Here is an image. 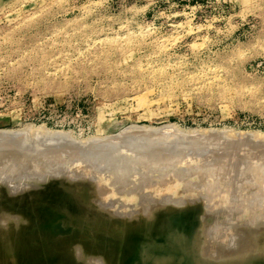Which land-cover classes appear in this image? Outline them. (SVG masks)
Returning <instances> with one entry per match:
<instances>
[{"label":"rangeland","instance_id":"1","mask_svg":"<svg viewBox=\"0 0 264 264\" xmlns=\"http://www.w3.org/2000/svg\"><path fill=\"white\" fill-rule=\"evenodd\" d=\"M169 124L177 137L158 140ZM0 135V264H264V0H0ZM121 136H143L169 152L201 142L179 151L195 148L203 171L193 154L181 163L180 152L159 144L156 156H174L162 165L175 162L166 166L170 178L188 170L186 183L203 186L185 193L183 182L176 192L168 181L152 193L146 185L129 190L141 181L143 151L135 173L106 183L101 194L95 185L110 177L109 163L83 150ZM122 142L109 157L122 145L134 148ZM225 144L232 154L213 169L218 175L209 166ZM48 151L71 155L64 162L55 155L67 165L55 168L48 154L44 160ZM14 161L27 164L19 170ZM242 165L260 168L261 178ZM200 172L220 180L196 182ZM135 191L143 195L131 204L126 194Z\"/></svg>","mask_w":264,"mask_h":264},{"label":"bare ground","instance_id":"2","mask_svg":"<svg viewBox=\"0 0 264 264\" xmlns=\"http://www.w3.org/2000/svg\"><path fill=\"white\" fill-rule=\"evenodd\" d=\"M172 124H173V123H172ZM144 126H145V125H144ZM172 126H173V125L169 124V125H168V128H170V127H172ZM166 127H167V126H166ZM173 127H174V126H173ZM150 128H151L150 130L152 131V127H150ZM163 128H165V127H163ZM168 128H167V129H168ZM148 129H149V128H148ZM153 129H157V128H153ZM158 129L160 130V127H159ZM161 129H162V128H161ZM172 129H173V128H172ZM172 129L170 128V129H169V132H168V133H165V134H164V132H165V131L167 132L166 128L164 129L165 131H163V132H162V130H160V131H157V130H156L158 133L163 134V135H160V136H163V137H160L159 134H157V135L162 139V140H161V139L158 138V140L163 141V138H164V140H165V138H167V141H170V139H171L172 136L174 137L175 135H177V134L175 133L174 129H173V130H172ZM2 130H5V129H2ZM2 130H1V131H2ZM9 130H11V129H9ZM16 131H17V130H16ZM52 131H55V130H52ZM52 131H51V134H54V133H52ZM56 131H57V130H56ZM151 131H149V132H151ZM170 131L174 132L175 135H174V133H172V132H170ZM18 132H19V131H18ZM45 132H46V131H45ZM152 132L156 133L155 131H152ZM161 132H162V133H161ZM4 133H5V132H4ZM49 133H50V131H49ZM182 133H183V132H182ZM198 133H199V132H198ZM33 134H34V133H33ZM46 134H47V133H46ZM146 134H147V133H145V135H146ZM184 134H186V133H184ZM1 135H4V134H1ZM1 135H0V141L4 139ZM5 135H6V133H5ZM5 135H4V136H5ZM10 135H11V134H10ZM49 135H50V134H49ZM55 135H56V133H55ZM55 135H54V136H55ZM62 135H63V134H62ZM64 135H65V134H64ZM149 135H151V133H148V135H146V136L148 137ZM153 135H154V134L152 133V136H153ZM200 135H201V134H199V137H196L195 139L198 138V139H200L201 142H202L203 140L205 141V139H207V138L204 137V135H201V136H203L202 138H204V139L202 140V138H200V137H201ZM54 136H53V137H54ZM164 136H165V137H164ZM179 136H180V135H179ZM187 136H188V134H187ZM195 136H196V135H195ZM197 136H198V135H197ZM55 137H56V136H55ZM122 137H123V142H122V140H121ZM153 137H156V138H157V136H155V135H154ZM175 137H177V136H175ZM183 137L186 138L185 136H183ZM183 137H182V139H184ZM23 138H24V137H23ZM116 138H118V136H117ZM116 138H115V137H114V138H113V137H112V138H111V137H107V138L105 137V139L103 138V140H99V141H98V140L94 141V140H95V139H94V140H93L94 142L92 141L91 144H92V145H97V146H98V144L100 143L99 146L101 145V148H100L99 146H98V148H97V146H96V147L94 146V147H95L94 149H97V150L91 149V148H93V147L88 148L89 151H88V150L86 151V149L83 150V153H84V154L87 153L88 156H92V159H93V160L95 159L94 161H96V162L99 161V163H100L101 165H103V164L106 163V164H105V166H106V165L109 163L108 165L110 166V169H107V170H109V171H107V173H111L110 177H108V179H105L106 182H104V181H99V183H98V181H97L98 185H95L96 187L94 186L95 188H97V190H100V191H98V192H100L101 194H102V190H104V188H105L104 186H105L106 183L110 184L113 180L118 181L119 179H121V177H123V176H124L125 174H127V173H130V174L135 173V172H133V170H135L134 167L137 166V165H136V163H135L136 161H134V160H136L135 158H136L137 156H138L137 158L139 159V158H140V157H139V154H141V152L143 153V151H145V152H147V153H146V155H144L145 153H143V155H142V157H141L142 159L140 158V160H139V161L141 162V165H139L140 168H139L138 170L136 169V170H137V173H138V175H139V177L141 178V181L138 182L137 184L135 183V184L132 186V188H130L129 190H137V189H139V188L141 187V185H146L145 187L148 188V189H147V192L150 191V192L152 193V192H154L155 190H158L160 187H163L165 184L168 183V181H169V184L171 185V188H172V186H173V187L176 186L175 189L172 188V191L178 189L179 185H181V183L185 182V183H184L185 185L183 184V185L180 186L181 189L184 190L183 192H185V193L190 192V191L192 192V191L196 190V187H198V186H200V185H201L200 187L203 186V184H201V183H200V185L197 186L198 183H195V181H194L196 178L193 180L194 183H193V182L191 183V184H194V185L196 184V186H194V185L192 186V185H190L189 183H186L187 181H188V182H189V181L191 182V180H192L191 178H190L191 180H187V176H186V174L189 173L188 170H186L187 173H186V171H185V174H184L183 172L180 173V174H184V175L186 176V178L184 177L186 180H185L183 177H181V175H180L179 173H178V174H179L180 176L178 175L177 178H174L176 175H175V176H172V177H171L172 180H171L170 176H171L172 173L168 174V173L170 172V170H168V169H169L168 167H169V166H172V167H173V165H174L175 162H174L173 164L169 165L168 162L172 163L173 161H172V162H171V161H168V162L166 161V162H167V165H166V166H168V167L165 166V168H164V167L162 166V165L164 164V162H165L164 160H167V159H165V157H168V156H165V157H164V156L162 155V158L164 157L163 160H162L161 156L159 157V158H161V159H158V158H157L156 155H158V156L160 155V152H159L160 149L157 150V148H158L157 146L160 144V142L158 143L156 138H155V139H156V142H157L158 144L155 143V141H154V144H153V142H152L153 140H150V141H148V142H147V141L142 142V140H140V139H142L143 136H142V138L139 137V140H138V139H136V140H135V139H134V140H133V139H127V137L125 138L124 136H121V139H120L121 141H120V140L118 141V139H119L120 137H119L118 139H116ZM208 138H209V139L207 140L208 143H210V141L215 142V144L218 143V142L216 143L217 140H215V139L213 140V139L211 138V136H208ZM210 138H211V139H210ZM219 138H220V137H219ZM219 138H217L218 141L220 140ZM65 139H66V137H65ZM98 139H99V138H98ZM100 139H101V138H100ZM115 139H116V140H115ZM124 139H125V140H124ZM187 139H188V138H186L185 140H187ZM193 139H194V138H193ZM193 139H191V140H192V143H188V144L185 145L183 148L176 147V149L178 148V151H176L175 148H174V149L171 148V150H170L171 154H172L173 151H174L175 153H176V152L179 153L180 151H184V152H186L187 150L189 151L190 148H192V147H194V146H195V148H196V147H197L196 145H200V146H202L203 144H205V145L207 144V143H204V141H203V144L201 145V142H200V143H197V140H198V139H197V140L194 139V140L196 141V144H195V142H194ZM222 139H223V138H222ZM53 140H54V139H53ZM68 140H69V138H67L66 141H68ZM128 140L131 141V142L129 141L131 144H129ZM132 140H133V142H132ZM191 140H190V142H191ZM12 141H13V140H12ZM14 141H15V140H14ZM23 141H24V140H23ZM48 141H49V140H48ZM50 141H51V140H50ZM97 141H98V142H97ZM117 141H118V142H117ZM198 141H199V140H198ZM1 142H3V141H1ZM95 142H97L98 144H96ZM114 142H116V143H119V142L121 143V142H122V144H125V146H126V143H128V145H130V147H131V145H132L134 148L131 147V148H130L131 150H127V151H126V150L123 149L124 146L122 145L121 148H120V147L118 148V149H119L118 154L115 155V154H116L115 152H117L118 150L115 151V152L112 151L113 149L111 150V147H115V145H116V143L114 144ZM141 142H142V143H141ZM163 142H165V141H163ZM230 142H231V141H230ZM230 142H229V143H230ZM13 143H14V142H13ZM94 143H95V144H94ZM104 143H106V144H104ZM178 143H179V142H178ZM89 144H90V143H89ZM91 144H90V145H91ZM133 144H135V145H133ZM220 144H221V140H220V142L218 143V145H217L216 148H219V147L221 146ZM11 145H12V144H11ZM92 145H91V146H92ZM118 145H119V144H118ZM118 145H116V146H118ZM120 145H121V144H120ZM163 145H164V144H163ZM207 145H208V144H207ZM207 145H206V146H207ZM225 145L228 146V145H230V144H225ZM13 146H14V145H13ZM159 146H160V148H161V144H160ZM226 146L222 147V149H223V153L221 154L220 157H218V155H220V153L217 154L216 159H217V160L219 159L218 161H216L215 156H213L214 159H215V162H217V164H216V163H215V164L213 163V164L210 165V166L208 165L209 167L212 166V170H213L214 168H215L216 170H217L218 168H222V166H224V164H227V163L229 162L228 159L230 158V156H231V154H232L231 151H230L232 146H231V147L228 146L227 148H225ZM156 147H157V148H156ZM165 147H166V146H164L163 148H161V149H163V150H160V151L163 152V151L165 150V149H164ZM172 147H173V146H172ZM76 148H77V147H76ZM195 148H194V150H195ZM198 148H199V146H198ZM200 148H201V147H200ZM204 148H205V146H204ZM98 149H100V150H98ZM109 149L112 151V153H115V154H114L115 157L111 158L113 155H111L112 153L110 154V152H109L110 150H109ZM169 149H170V148H169ZM169 149H168V150L166 149L167 152H169ZM172 149H173V151H172ZM180 149H182V150H180ZM123 150H124V151H123ZM154 150H155V153H154ZM166 150H165V151H166ZM179 150H180V151H179ZM191 150H192V149H191ZM194 150H192V154H193V157H194V158L192 157V154H189V153L187 152V153L189 154V155H188V154H187V155H188V156L191 155V158H193V159H195L196 157H198V158L195 160V161L197 162V165H198V166L196 165V163H195L194 165H192V164H193V162H192V164H191V166H193L192 170L195 169L194 167H195V165H196L197 168L199 167L200 170L203 171L204 169H202V166H204V168H205V167H207V165H206V163H204L205 165H202V166H201V164H203V162L200 163V165L198 164V163H199V160H198V159H199V155H200V154L197 153L198 155L196 154V156H195V154H194L195 152H193ZM20 151H21V150H20ZM51 151L53 152V150H51ZM85 151H86V152H85ZM128 151H130V153H129ZM156 151H157V152H156ZM108 152H109V153H108ZM150 152H152V154H151ZM162 152H161V154H162ZM170 152H169V153H170ZM196 152H198V150H197ZM220 152H221V151H220ZM33 153H34V152H33ZM33 153H32V155L35 154V153H34V154H33ZM45 153H46V152H45ZM49 153L52 154L51 152L48 151V152L46 153V158H45L44 160H47V157L49 156ZM54 153H55V152H54ZM54 153H53V155H54ZM57 153H58V154L55 153V155H56L57 157H59V156L61 155V158H62L61 160H62V161H61L60 159H58L59 161L56 160L57 157L55 158V155H54V157H53L54 159L51 157L52 155L48 157V160H51V159H52L50 162H52V161H54V162L57 161V162H58L57 165H59V166L56 165L55 168L60 167L62 164H63V165L66 164V163H65V164H64V163H61V165L59 164L60 161H61V162H64L63 159L66 158V156L63 157L62 153H60V152H57ZM70 153H71V152H70ZM75 153H78V152H75ZM75 153H72V157H74V158H75V155H77V154H75ZM79 153H80V152H79ZM79 153H78V154H79ZM83 153L81 154L82 157H83V155H84ZM126 153L129 154V155H127V156H128V158H129L130 160H131V159H132V160L134 159L132 162H127L128 159H124V156H126ZM158 153H159V154H158ZM180 153H181V152H180ZM180 153H179V154H180ZM249 153H250V152H249ZM252 153H253V152L251 151V154H252ZM27 154H28V152H27ZM29 154H30V155H28V156H27V155H24V156H25V159H26V160L28 159V161H31V159H32L31 156H32V155H31V153H29ZM47 154H48V156H47ZM59 154H60V155H59ZM67 154H68V153H67ZM67 154H66V155H67ZM73 154H75V155L73 156ZM108 154H110L111 157H109L110 155L108 156ZM184 154L186 155V153H183V154L181 153V155H178L179 158H180V156H182V155H184ZM247 154H248V153H247ZM123 155H124V156H123ZM165 155H166V154H165ZM187 155H186L185 158H187ZM248 155H250V154H248ZM29 156L31 157V159L28 158ZM39 156H40V155H39ZM68 156H71V155L68 154V155H67V158H68ZM79 156H80V154H79ZM86 156H87V155H86ZM127 156H126L125 158H127ZM154 156H156V158L158 159V161L160 160V162L158 163L160 170H159V168H157L158 170H157V169H153V168H154V164L152 163L153 159H154V162H158V161H155L156 159H155ZM171 156H172V155H171ZM171 156H170V157H171ZM202 156H203V155H201V157H202ZM246 156H247V155H246ZM19 157H23V156H19ZM26 157H27V158H26ZM36 157H37V155H36ZM44 157H45V156H44ZM44 157H43V158H44ZM50 157H51V159H50ZM152 157H153V158H152ZM170 157H168V158H170ZM173 157H174V156H173ZM173 157H171V160L173 159ZM201 157H200V158H201ZM203 157H204V156H203ZM213 157H212V158H213ZM244 157H245V156H244ZM67 158H66V160L68 161L69 159H67ZM69 158H70V160H71V157H69ZM74 158H72V159H74ZM84 158H85V155H84ZM86 158H88V157H86ZM86 158H85L84 160H87ZM110 158H111V159H110ZM151 158H152V161H151ZM176 158H177V155H176ZM176 158H175V159H176ZM206 158H207V161H208V160L210 161V163H209V161H208V163L211 164V163H212V162H211V161H212L211 156H210L209 159H208V157H206ZM206 158L204 157V159H206ZM249 158H252V157H249ZM249 158H247V159H249ZM257 158H258V157H257ZM262 158H263V157H262ZM23 159H24V158H21L20 160L23 161ZM25 159H24V160H25ZM33 159H34V157H33ZM88 159L91 160V158H88ZM138 159H137V160H138ZM182 159H184L183 156H182L181 159L178 160V158H177L175 161H178V162H179V161H182L181 163H183V162H184V163H185V162L188 163V161H189L188 159H186L187 161H186V160H182ZM193 159H191V160H193ZM201 159H202V158H201ZM214 159H213V161H214ZM232 159H233V158H232ZM235 159H236V158H235ZM243 159H244V158H242V160H243ZM253 159H256V158H253ZM26 160H25L24 162H28V161H26ZM93 160H91V161H93ZM168 160H169V159H168ZM202 160H203V159H202ZM245 160H246V159H245ZM245 160H244V162H245ZM250 160H251V159H250ZM256 160H257V159H256ZM256 160H255V161H256ZM258 160H260V158H259ZM262 160H263V159H262ZM21 161H20V162H19V161H16V162L14 161V162H13V165H15V164H18V165H19V166H18V168H20L19 170H21V167L23 166L22 164H24V162L22 163ZM67 161H66V162H67ZM108 161H109V162H108ZM150 161H151V162H150ZM162 161H163V163H161ZM248 161H249V160H248ZM149 162L153 164V168L148 169L149 166H151L152 164L149 165L148 168H147V165H148ZM200 162H201V161H200ZM205 162H206V160H205ZM225 162H227V163H225ZM244 162H243V163H244ZM260 162H261V160H260ZM14 163H15V164H14ZM28 163H29V162H28ZM45 163H47V162L45 161ZM110 163H111V164H110ZM150 163H149V164H150ZM190 163H191V162H189V164H190ZM247 163L249 164V162H247ZM250 163L252 164V162H250ZM262 163H264V161H262ZM25 164H27V163H25ZM25 164H24V165H25ZM248 164H247V166H249ZM251 164H250V166H251ZM253 164H255V163H253ZM66 165H67V164H66ZM66 165H65V166H66ZM156 165H157V164L155 163V166H156ZM164 165H165V164H164ZM243 165H244V164H243ZM243 165H242V166H243ZM245 165H246V164H245ZM245 165H244V166H245ZM51 166H52V168L54 169L53 164H52ZM103 166H104V165H103ZM160 166H162V167H160ZM191 166H190V167H191ZM226 166H227V165H226ZM242 166H241V167H242ZM244 166H243V167H244ZM252 166H253V165H252ZM255 166H256V165H254V167H255ZM44 167H45V166H44ZM68 167H69V166H68ZM151 167H152V166H151ZM190 167H189V168H190ZM227 167H229V166H227ZM227 167H223V169H224V168H225V169H224V170H221V169H220V170H221V171H226V170H227V169H226ZM241 167H240V168H241ZM254 167H253V169H254ZM263 167H264V166H263ZM18 168H17V169H18ZM65 168H66V167H65ZM162 168H163V169H162ZM189 168H188V169H189ZM197 168L195 169V170H196L195 172L193 171L194 174H196V172H197ZM199 168H198V170H199ZM248 168H249V167H246V170H247ZM250 168H251V167H250ZM255 168H256V167H255ZM50 169H51V168H50ZM147 169H148V170H147ZM177 169H178V168H177ZM186 169H187V167H186ZM190 169H191V168H190ZM205 169H208V167L205 168ZM228 169H229V168H228ZM259 169H260V168H258L257 170H259ZM58 170H59V169H58ZM149 170H151L152 172L149 171ZM154 170L157 172L156 174H153V171H154ZM192 170H191V172H192ZM200 170H199V171H200ZM210 170H211V169H210ZM212 170H211V172H213V171L215 172V170H213V171H212ZM220 170H218V171H220ZM239 170H240V172H241L243 169H242V170L239 169ZM246 170H245V167H244V171H246ZM249 170L253 171L252 168H251V169H248V171H249ZM257 170H254V173H256L255 171H257ZM262 170H263V168H262ZM262 170H261V171H262ZM15 171H17V170H15ZM22 171H23V170H22ZM28 171L30 172V170H28ZM88 171H89V170H88ZM155 171H154V172H155ZM207 171H208V170H207ZM244 171H242V172H244ZM251 171H249L248 174H250ZM17 172H18V171H17ZM17 172H15V173H17ZM20 172H21V171H19V173H20ZM40 172H41V171H40ZM40 172L37 171V174H40ZM53 172H54V170H53ZM191 172H190V173H191ZM205 172H206V170H205ZM205 172H204V173H205ZM208 172H209V171H208ZM208 172H207V173H208ZM211 172H210V173H211ZM216 172H217V171H216ZM216 172H215V173H216ZM238 172H239V171H238ZM258 172H259V171H257L256 174H258ZM44 173L46 174V172H44ZM48 173H49V172H48ZM83 173H84V172H83ZM223 173H224V172H223ZM223 173H221V174H223ZM235 173H236V172H235ZM251 173H253V172H251ZM254 173L251 174V175H254V176H255V180L257 179V181H258V178H261V177H257V178H256L257 175H255ZM263 173H264V172H262L261 174H263ZM13 174H14V173H13ZM200 174H201V175H200ZM200 174L198 175V173H197L198 177H200V178H197V180H198V179L201 180V179H202L201 176L204 175L203 172H200ZM217 174L219 175L220 173L217 172ZM237 174H239V173H237ZM240 174H241V173H240ZM240 174H239V175H240ZM242 174H243V173H242ZM242 174H241V175H242ZM14 175H16V174H14ZM17 175H18V173H17ZM17 175H16V176H17ZM85 175H86V174H85ZM187 175H188V176H192L191 174H190V175L187 174ZM210 175H213V174H210ZM210 175H209V176H210ZM245 175H246V176H245ZM263 175H264V174H263ZM46 176H48V175L46 174ZM83 176H84V174H83ZM207 176H208V174H207ZM209 176H208V177H209ZM214 176H215V175H213V177H214ZM216 176H217V175H216ZM216 176H215V177H216ZM231 176H232V175H231ZM244 176L247 178V173L243 174V178H244ZM258 176H259V174H258ZM261 176H262V175H261ZM196 177H197V176H196ZM203 177H205V176H203ZM208 177H207V179H206V177L203 178L204 180L206 179V183H207ZM213 177H212V178H213ZM218 177H219V176H218ZM233 177H234V176H233ZM173 178H174V179H173ZM210 178H211V176L209 177V179H210ZM212 178H211V179H212ZM237 178H238V176H237ZM241 178H242V176H241ZM241 178H240V179H241ZM243 178H242V179H243ZM248 178H249V176H248ZM251 178H252V181H253L254 178L250 176V179H251ZM168 179H169V180H168ZM240 179H239V180L237 179V180H238V181H241ZM244 179H245V178H244ZM244 179H243V180H244ZM124 180H125V179H124ZM204 180H203V182H204ZM215 180H216V181L218 180V182H219L220 178L217 179V177H216ZM231 180H232V179H231ZM255 180H254V182L256 183ZM51 181H52V179H50L49 177H43L42 180H41V182L44 183L45 186H48V185L50 186V188L47 189V191H53V190L55 189L56 184H55V183H52ZM122 181H123V180H122ZM127 181H128V180H127ZM170 181H172V182L174 181V182H173V183H172V182L170 183ZM201 181H202V180H201ZM53 182H55V181H53ZM56 182H57V180H56ZM58 182H59V181H58ZM58 182H57V183H58ZM129 182H131V181H129ZM196 182H200V181L198 180V181H196ZM209 182H210V180H209ZM209 182H208V183H209ZM211 182H212V181H211ZM114 183H116V182H114ZM114 183H112V184H114ZM179 183H180V184H179ZM204 183H205V182H204ZM224 183H225V181H224ZM172 184H173V185H172ZM211 184H212V183L207 184V185H211ZM57 185H58V184H57ZM205 185H206V184H205ZM207 185H206V186H207ZM237 185H239V184H237ZM121 187H122V186H121ZM200 187H199V188H200ZM95 188H94V189H95ZM122 188H123V187H122ZM92 189H93V186H92ZM120 189H121V188H120ZM149 189H150V190H149ZM200 189H201V188H200ZM204 189H205V188H204ZM121 190L123 191V189H121ZM127 190H128V189H127ZM206 190H207V189H206ZM206 190H205V192L203 191L204 194H206ZM262 190H263V189H262ZM109 191H112V190H109ZM109 191H108V192H109ZM172 191H171V192H172ZM179 191H180V189H179ZM201 191H202V190H200V192H201ZM260 191H261V190H260ZM45 192H46V190H45ZM145 192H146V191H145ZM176 192H177V190H176ZM198 192H199V190H198ZM92 193H93V192H92ZM151 193H150L149 195H151ZM185 193H183V195H182L183 197H184V195H186ZM207 193H208V192H207ZM258 193H259V192H258ZM260 193H261V192H260ZM179 194H180V193H179ZM201 194H203V193H201ZM218 194H219V193H218ZM140 195H143V192H140V193H139V192L135 191V193H134V192H129V193L127 192V194H126V196L128 197V199H130L131 204L133 203L134 200H137V199L140 197ZM164 195H165V194H164ZM170 195H171V193H170ZM170 195H167L166 197H168V196H170ZM174 195H176V197H175V196L173 197V199H175V200L178 199V198H182V197H180L181 195H178L177 193L174 194ZM177 195H178V197H177ZM229 195H230V194H229ZM234 195H235V194H234ZM238 195H239V194H238ZM260 195H261V194H260ZM51 196H52V195H51ZM190 196H191V195H190ZM190 196H189V197H190ZM206 196H207V195H206ZM161 197H163V196L161 195ZM166 197H164V198H166ZM171 197H172V196H171ZM171 197H169V199H170ZM234 197H235V196H234ZM51 198H52V197H51ZM65 198H66V197H61V198L59 199V200H61V201H59V202L64 203L63 200H65ZM209 198H210V197H209ZM171 199H172V198H171ZM238 199H239V198H238ZM210 200H211V199H210ZM130 201H129V203H130ZM65 204H67V203H65ZM2 206H3V205H2ZM6 206H7V205H6ZM6 206H5V207H6ZM8 206H9V204H8ZM62 206H65V205H62ZM66 206H68V204H67ZM5 207H4V208H5ZM67 208H69V207H67ZM142 208H143V207H142ZM171 208H172V206L169 207L168 210H169V211L172 210ZM255 208H256V207H255ZM82 209H84V206H83ZM142 212H143V211H142ZM169 213H171V212H169ZM44 214H45V213H44ZM44 214H43V216H44ZM105 220H106V219H105ZM115 221H116V220H115ZM118 221H119V220H118ZM117 223H118V222H117ZM121 223H122V222H121ZM123 223H124V222H123ZM123 223H122V224H123ZM119 225H121V224H119ZM119 225H118V226H119ZM244 225H245V224H244ZM223 227H224V226H223ZM253 227H254V226H253ZM216 231H218V230H216ZM217 234H218V232H217ZM217 234H216V235H217ZM241 236H242V235H241ZM243 236H244V235H243ZM237 237H238V235H237ZM243 238H244V237H243ZM223 239H224V238H223ZM230 239H231V238H230ZM237 239L240 240L239 238H237ZM224 240H225V239H224ZM238 240H237V241H238ZM233 242L236 243L235 240H233ZM242 242H243V241H242ZM242 242H241V244H242ZM239 244H240V243H239ZM231 245H232V244H231ZM234 245H235V244H234ZM234 245H233V246H234ZM9 247L12 248L13 245H10ZM231 247H232V246H231ZM234 247H235V246H234ZM234 247L231 248V249H228V250H231V251L236 252V251L238 250L237 245H236V248H234ZM227 248H228V247H227ZM227 248H225V249L227 250ZM223 249H224V248H223ZM155 250H156V249H155ZM188 250H189V249H188ZM226 250H225V251H226ZM11 251H12V250H11ZM231 251H229V252L231 253ZM14 252H16V251H14ZM17 252H18V251H17ZM250 252H251V251H250ZM166 253H167V252H166ZM246 253H247V252H246ZM246 253H245V254H246ZM253 253H254V252H253ZM258 253H259V252H258ZM14 254H15V253H14ZM16 254H17V253H16ZM215 254H216V253H215ZM219 254H220V252H219ZM238 254H239V253H238ZM245 254H242V255H237V254H235V256H234L235 258H234V259H236V258H238V259H239V258H242ZM249 254H250V253H249ZM9 255H10V254H9ZM19 255H20V254H19ZM217 255H218V254H217ZM253 255H254V254H253ZM12 257H13V256H12ZM221 257H222V255H221ZM263 258H264V255H263ZM194 259H195V258H194ZM228 259H229V258H228ZM15 261H16V260H15ZM218 261H219V260H218ZM236 261H237V260H236ZM240 261H241V260H240ZM188 262H189V261H188ZM227 262H228V261H226L225 263H227ZM192 263H193V262H192ZM227 264H228V263H227Z\"/></svg>","mask_w":264,"mask_h":264}]
</instances>
